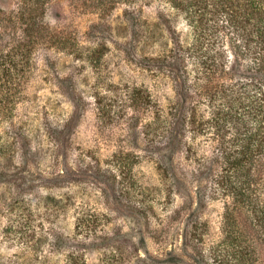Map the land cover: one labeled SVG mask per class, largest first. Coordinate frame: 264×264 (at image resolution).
<instances>
[{
	"label": "rangeland",
	"instance_id": "374dc122",
	"mask_svg": "<svg viewBox=\"0 0 264 264\" xmlns=\"http://www.w3.org/2000/svg\"><path fill=\"white\" fill-rule=\"evenodd\" d=\"M27 6L70 46L32 55L0 113V264H213L199 248L222 235L227 198L208 174L222 170L221 145L170 131L180 96L169 51L192 40L184 13L166 0H0V28L25 22ZM199 109L207 118L206 100ZM258 168L263 195L264 159ZM233 222L259 231L247 213ZM252 236L264 264V229Z\"/></svg>",
	"mask_w": 264,
	"mask_h": 264
},
{
	"label": "trees",
	"instance_id": "16d2710c",
	"mask_svg": "<svg viewBox=\"0 0 264 264\" xmlns=\"http://www.w3.org/2000/svg\"><path fill=\"white\" fill-rule=\"evenodd\" d=\"M166 1L184 13L192 31L189 43L178 39L169 51L175 55L173 63L179 65L176 86L180 96L171 113L178 128L170 131L179 134V142L187 127L193 133H210L222 149L221 172H208L219 185V194L227 198L222 235L207 247L202 243L199 260L256 264L252 235L264 229V194L256 187L263 179L258 167L264 159V0ZM19 13L25 22L0 28V113L4 117L19 99L18 85L29 78L32 55L37 51L51 55L53 48L59 52L70 46L32 20L42 12L27 6ZM227 55H233L232 60ZM202 100L209 107L207 118L199 109ZM198 196L201 207L207 197L203 188ZM243 212L255 220L259 231L245 234L236 228L233 220ZM190 231L192 241L203 242L199 223Z\"/></svg>",
	"mask_w": 264,
	"mask_h": 264
}]
</instances>
